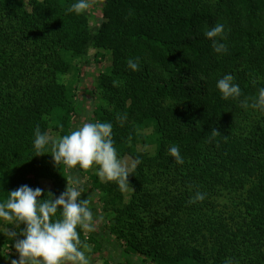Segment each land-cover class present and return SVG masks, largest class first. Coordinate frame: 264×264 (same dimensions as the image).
<instances>
[{
	"label": "trees",
	"instance_id": "16d2710c",
	"mask_svg": "<svg viewBox=\"0 0 264 264\" xmlns=\"http://www.w3.org/2000/svg\"><path fill=\"white\" fill-rule=\"evenodd\" d=\"M76 2L0 0V202L21 185L54 197L65 191L69 174L54 165L51 140L70 133L99 89L111 111L89 122H110L118 158L141 163L125 205L117 184L92 177L97 202L114 218L106 226L95 196L83 193L97 227L88 237L78 229L81 240L97 245L105 264H264V113L241 107L264 88V0H92L83 14L67 12ZM218 23L224 53L205 36ZM90 48L93 69L76 71L78 86L64 82L66 57ZM106 54L109 73L98 60ZM136 58L134 72L127 61ZM227 74L241 89L236 100L217 88ZM37 125L50 137L43 156H35ZM213 129L222 136L212 138ZM197 191L206 198L190 203ZM7 231L0 264L19 258Z\"/></svg>",
	"mask_w": 264,
	"mask_h": 264
},
{
	"label": "clouds",
	"instance_id": "9594fccd",
	"mask_svg": "<svg viewBox=\"0 0 264 264\" xmlns=\"http://www.w3.org/2000/svg\"><path fill=\"white\" fill-rule=\"evenodd\" d=\"M91 6L92 0H77L67 12L80 15ZM205 36L212 41L216 53L227 51L226 45L220 42L226 39L223 24L218 23L206 30ZM127 65L132 71H138L139 58L129 59ZM233 80V75L227 74L217 83L224 100H236L242 95L239 85L234 84ZM241 107H251L264 113V88L259 89L257 97L241 101ZM117 119L123 126L127 114H117ZM112 129L110 122H84L69 134L51 140L54 165L57 168L63 165L70 171V176L66 179V189L59 197H54L50 191L45 194L39 187L33 189L28 185H21L8 192L7 199L0 202V221L16 229L24 225L19 232L11 227L6 233L15 241L14 248L19 257L12 259L11 264H91L90 257L86 255V252L90 251L89 245L81 240L78 229L88 233L94 232L97 220L90 208V195L86 199H80L81 195L86 193L84 182L79 176L71 175V172L76 169L84 172L95 170L101 181L114 182L121 191L128 189L129 176L141 161L137 158L129 166L118 158ZM34 136L35 156L46 155L50 137L41 133L39 125L35 128ZM210 136L215 138L222 135L213 129ZM169 153L176 164L184 163L178 146H171ZM205 198L206 194L197 191L189 202H202ZM225 264H233L232 259L226 258Z\"/></svg>",
	"mask_w": 264,
	"mask_h": 264
},
{
	"label": "rangeland",
	"instance_id": "374dc122",
	"mask_svg": "<svg viewBox=\"0 0 264 264\" xmlns=\"http://www.w3.org/2000/svg\"><path fill=\"white\" fill-rule=\"evenodd\" d=\"M24 3H26L28 0H22ZM104 52L102 51L101 54ZM96 51L92 48L87 50V53L82 57V58H70L66 57V61L71 65L72 70L64 77V82L66 83H73L76 80V71L84 66L86 71L92 70L94 67V63L92 62V58L95 56ZM100 60V71L103 73H109L110 72V66H111V59L109 54H106L104 58H98ZM85 62V63H84ZM76 85L78 86L77 81ZM78 90V89H77ZM77 93V91H76ZM86 109L84 111V114L80 117L75 116L73 118V125L71 130H74L76 128H79L84 122H89V119L96 113H99L101 110H107L111 111L110 106L102 99L101 92L99 89L94 91L93 97L88 101L86 104ZM145 146H140L137 145V150H145ZM154 147H149L148 150L153 151ZM122 161L127 162L129 166H131V163L134 162L133 159L129 155H125L123 157H120ZM67 172L70 176V171L67 169ZM71 175H76L79 176V178L84 182L83 187L86 190V193L90 195H94L95 198L93 200V203H95V206L100 208V215L103 220V223L106 226H110L113 222L114 215L110 210L103 209L102 203L97 202L99 196H98V191L93 190L91 187L92 184V177L95 176V170H91L88 172H84L83 170L76 169L72 170ZM97 176V175H96ZM98 177V176H97ZM99 178V177H98ZM100 182H106V181H101ZM43 187H49V184L47 182H42ZM123 194V205L127 204V202L130 199L131 195V190L128 188L126 191H122ZM97 197V198H96ZM90 204V205H92ZM99 204V205H98ZM122 207V206H121ZM102 208V209H101ZM12 230H15L17 232L21 231V229H16L14 226H12ZM0 229L1 230H9L7 227V223L4 221H1L0 223ZM85 236L88 237V232H85ZM22 238V237H19ZM122 244V242H120ZM90 251L86 252V255H88L91 259V264H105V259L101 256V251L99 250V247L97 245H92L88 244ZM108 251L113 254V252L108 248ZM3 254L6 256L8 255H14L17 256L13 251L9 249V247H4L3 248ZM114 256V255H113ZM112 256V257H113ZM116 259V255L113 257ZM116 262V260H114ZM11 264V263H8Z\"/></svg>",
	"mask_w": 264,
	"mask_h": 264
}]
</instances>
